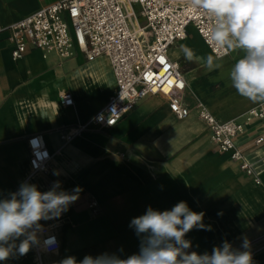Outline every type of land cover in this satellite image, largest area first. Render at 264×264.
I'll return each instance as SVG.
<instances>
[{"label":"crops","instance_id":"1","mask_svg":"<svg viewBox=\"0 0 264 264\" xmlns=\"http://www.w3.org/2000/svg\"><path fill=\"white\" fill-rule=\"evenodd\" d=\"M54 1L0 0V25ZM190 31L197 46L188 36ZM8 34L0 32V198H8L22 182L37 185L41 192L59 182L60 190L72 193L79 188V193L58 218L39 222L56 235V250L38 254L32 246L26 255L0 264H59L67 256L79 261L103 253L126 258L138 253L140 245L130 221L148 206L171 210L180 201L203 212V223L211 226L210 231L193 229L186 234L192 243L188 251L211 253L225 240L243 251L247 239L253 264H264V143H255L264 131V118L246 119V111L262 103L240 96L229 78L242 51L219 58V66L211 71L202 63L187 61L182 51L174 55L181 45L199 56L211 54L188 25L186 37L167 52L183 74L182 103L188 115L177 118L165 96L147 94L117 123L100 127L88 121L115 87L108 57L100 54L88 60L73 42L66 57L29 47L14 60ZM63 92L71 94L72 105L59 102ZM198 103L216 119L243 124L234 141L259 171V183L228 153L218 151L198 115ZM32 135H38L49 151L46 171L30 168L27 139Z\"/></svg>","mask_w":264,"mask_h":264},{"label":"built area","instance_id":"2","mask_svg":"<svg viewBox=\"0 0 264 264\" xmlns=\"http://www.w3.org/2000/svg\"><path fill=\"white\" fill-rule=\"evenodd\" d=\"M133 5L139 6L138 13ZM143 19L139 23L138 17ZM192 25L212 55L222 58L229 52L217 48L208 38L211 21L203 11L191 7L190 0H57L43 5L33 13L8 25L10 53L14 60L26 50L38 48L55 51L61 57L70 55L74 42L88 60L104 54L108 57L115 79V87L107 102L89 122L100 127L117 123L122 114L147 94H161L177 118L188 115L182 103L185 80L177 61L168 57L169 47L186 35ZM62 105H72L70 93L59 96ZM198 115L209 130L211 141L218 151L228 153L231 160L255 183L259 171L235 144V137L243 124L234 120L216 119L203 104L198 103ZM264 118V105L246 111V119ZM87 123L76 128L80 131ZM29 165L33 171H46L49 151L38 135L27 139ZM264 143V131L255 138ZM90 202V206L94 205ZM35 250L38 254L58 248L56 235L42 225L37 232ZM41 264H53L44 262Z\"/></svg>","mask_w":264,"mask_h":264},{"label":"clouds","instance_id":"3","mask_svg":"<svg viewBox=\"0 0 264 264\" xmlns=\"http://www.w3.org/2000/svg\"><path fill=\"white\" fill-rule=\"evenodd\" d=\"M190 4L211 21L208 38L217 48L244 53L230 69L231 86L240 96L264 104V0H190ZM180 48L189 62L202 63L209 71L219 66L217 56H199L187 45ZM78 193L79 188L72 193L60 190L59 182L46 192L22 182L8 198H0V261L26 255L39 243V222L58 218L78 199ZM203 219L204 213L192 211L186 201L164 211L148 206L129 224L140 238L138 253L126 258L115 253L85 255L79 261L67 256L59 264H253L247 239L241 245L243 251L233 249L227 240L211 253L188 251L192 243L185 239L187 233L211 230Z\"/></svg>","mask_w":264,"mask_h":264},{"label":"rangeland","instance_id":"4","mask_svg":"<svg viewBox=\"0 0 264 264\" xmlns=\"http://www.w3.org/2000/svg\"><path fill=\"white\" fill-rule=\"evenodd\" d=\"M133 8H134L135 12L138 13V11H139V6H138V5H133ZM138 21H139V23H141V24L143 23V19H142L140 16L138 17ZM188 36H189L190 39L192 40L193 45H194V46H197L198 42H197V40L195 39V37H194V35H193V33H192L191 31L188 33ZM180 51H181L180 46L176 47V48L174 49V55L179 54ZM219 62H220V60H217V63H219Z\"/></svg>","mask_w":264,"mask_h":264},{"label":"bare ground","instance_id":"5","mask_svg":"<svg viewBox=\"0 0 264 264\" xmlns=\"http://www.w3.org/2000/svg\"><path fill=\"white\" fill-rule=\"evenodd\" d=\"M185 37H186V35L184 36V38H185ZM184 38H183V39H184ZM205 108H206V107H205ZM206 109H207V108H206Z\"/></svg>","mask_w":264,"mask_h":264}]
</instances>
